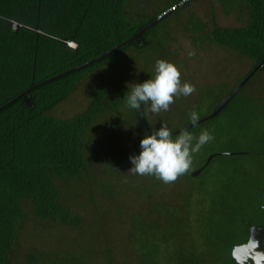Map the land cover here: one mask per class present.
I'll return each instance as SVG.
<instances>
[{"label": "rangeland", "instance_id": "1", "mask_svg": "<svg viewBox=\"0 0 264 264\" xmlns=\"http://www.w3.org/2000/svg\"><path fill=\"white\" fill-rule=\"evenodd\" d=\"M182 1L127 0L125 16L136 23L156 15L159 18L172 4ZM247 18L231 0H191L159 20L143 45L131 44L92 68L48 111L56 118H73L86 110L99 85L106 88L107 100L122 94L115 108L100 112L87 127L83 177L68 184L55 180L63 206L79 222L39 218L29 199H22L24 215L11 264H141L146 254L157 264H231L228 256L213 253L207 245L206 228L209 226L212 234L224 209L234 202L231 193L241 188L243 172L249 174L242 201L245 224L263 222L262 199L254 191L264 184V153H232L224 156L229 159L226 162L211 159L195 177L192 172L212 153H231L239 143L246 145L258 138L264 141V116L241 126V107L233 99L228 112L221 111L205 121L208 123L188 129L197 136L207 129L215 139L194 155L186 175L165 184L153 176L128 174L133 167L129 157L140 154L138 146L147 133L136 110L128 108L124 98L133 84L154 78L155 61L164 59L180 68L182 80L194 84L196 92L178 98L170 111L158 116L148 114L145 106L150 131L158 130L162 121L172 131L182 128L191 123L189 114L194 108L200 119L209 115L255 67L252 59L214 42L213 29L241 27ZM189 51H195V56L189 57ZM238 94L254 97L264 114V65ZM238 156L237 165L243 163L240 169L232 162V157Z\"/></svg>", "mask_w": 264, "mask_h": 264}, {"label": "trees", "instance_id": "2", "mask_svg": "<svg viewBox=\"0 0 264 264\" xmlns=\"http://www.w3.org/2000/svg\"><path fill=\"white\" fill-rule=\"evenodd\" d=\"M126 2L0 0V264H11L13 244L24 215L22 199H29L32 212L39 218L79 222L63 206L55 180L68 184L83 177L87 127L100 112L115 108L122 94L113 101L107 100L106 88L99 85L94 88L86 110L73 118H56L48 111L65 99L92 68L137 43L131 40L120 50L103 53L158 18L156 15L137 23L129 20L125 16ZM231 5L247 14L246 24L232 28L216 26L212 40L252 59L256 65L264 59V0H231ZM153 29L141 35V45ZM27 89L32 107L22 97ZM233 99L241 107L238 118L241 126L264 116L254 97L236 94ZM228 109L227 105L222 112ZM259 152L264 153L262 138L250 140L246 145L239 143L231 153H212V160L226 162L229 159L225 155ZM239 157H232L235 165ZM242 165H237V169ZM243 174L241 188L231 193L234 202L224 209L213 233L209 226L206 228L207 245L213 253L228 256L231 264H236L232 248L247 241L252 224L244 221L242 201L247 195L249 174ZM263 188L264 184L254 191L261 197V203ZM261 210L264 216L263 204ZM28 257L33 260L32 254ZM141 264L157 263L146 254Z\"/></svg>", "mask_w": 264, "mask_h": 264}, {"label": "clouds", "instance_id": "3", "mask_svg": "<svg viewBox=\"0 0 264 264\" xmlns=\"http://www.w3.org/2000/svg\"><path fill=\"white\" fill-rule=\"evenodd\" d=\"M195 51H189V57L195 56ZM154 78L143 83H135L125 95L126 106L132 110L146 111L150 115L158 116L161 112H168L180 97H188L196 92V86L182 80L180 68L173 62L157 59L154 65ZM193 126L200 119L195 108L189 114ZM215 139L213 133L204 129L200 134L194 135L187 129H181L178 135H173L166 121L151 134H145L140 141L139 155L129 157L131 167L128 174L138 176H153L165 184L175 183L180 177L186 175L192 168L194 155ZM235 247L251 249L254 256L238 260L237 264H246L251 259L253 264H262L264 252L257 251L260 242L249 235L247 243ZM235 247L233 255H235Z\"/></svg>", "mask_w": 264, "mask_h": 264}, {"label": "water", "instance_id": "4", "mask_svg": "<svg viewBox=\"0 0 264 264\" xmlns=\"http://www.w3.org/2000/svg\"><path fill=\"white\" fill-rule=\"evenodd\" d=\"M191 0H183L182 3H180V5L178 6V8L184 4H186L187 2H189ZM172 11L164 14L163 16H160L158 19H156L155 21L151 22L150 24L146 25L145 27H143L142 29H140L137 33L133 34L131 37H129L128 39L120 42L119 44H117L116 46H114L112 49L106 51L105 53H103V55H107V54H110L114 51H117V50H120L124 45H126L127 43H129L131 40H134L137 44L141 45L142 44V39H141V35L145 32V31H148L149 29L153 28L159 20H161L162 18L166 17L167 15H169ZM102 56V55H101ZM95 61V59L93 60H90L88 61L86 64L88 63H91ZM264 65V59L261 60L258 64L255 65V67L248 73V75L242 79L238 85H236L234 87V89L232 91H230L228 93L227 96H225L215 107L214 109L212 110V112L201 118L197 124L195 126H197L198 124H201L205 121H208L209 119L215 117L217 114H219L227 105L228 103L232 100V98L238 94L241 90V88L245 85V83ZM49 80V79H48ZM32 88V87H31ZM30 88V89H31ZM30 89H27L26 91H24L22 93V97L24 99V101L26 102V104L29 106V107H32V103L28 97V93H29V90ZM138 112V115L144 125V127L147 129L148 131V134L150 135L151 134V131L149 129V126L146 122V119L144 117V113L142 114V109H141V112L137 111ZM194 127L192 125V123H189L185 126H183L182 128L178 129V130H175L173 131V135H176L180 132L181 129H190ZM138 149L141 150V147L140 145L138 146ZM213 157V154L209 155L207 161L204 163V165L200 168H198L197 170L193 171L192 172V175H198L202 169L207 166L209 164V162L211 161ZM263 209H264V188H263ZM249 235L252 234L254 236L255 239H257L259 242H260V247L257 249V251H260V252H264V223L263 224H249ZM247 243L244 242V243H241V244H245ZM236 245H239V244H236ZM235 245V246H236ZM234 246V247H235ZM233 247V248H234ZM233 248H232V259L234 260V262L237 264V261L238 260H242L244 259L246 256L247 257H251V256H254L255 253H253L251 251V249H241L239 247H235V255H233ZM246 264H253L252 260L251 259H248L246 261ZM262 264H264V261H262Z\"/></svg>", "mask_w": 264, "mask_h": 264}, {"label": "built area", "instance_id": "5", "mask_svg": "<svg viewBox=\"0 0 264 264\" xmlns=\"http://www.w3.org/2000/svg\"><path fill=\"white\" fill-rule=\"evenodd\" d=\"M179 5H180V3H176V4L171 5V6H170L165 12L161 13V14L159 15V17H160V16H163L164 14H166L167 11L170 12V11H174V10H176V9L178 8Z\"/></svg>", "mask_w": 264, "mask_h": 264}, {"label": "flooded vegetation", "instance_id": "6", "mask_svg": "<svg viewBox=\"0 0 264 264\" xmlns=\"http://www.w3.org/2000/svg\"><path fill=\"white\" fill-rule=\"evenodd\" d=\"M139 118H140V117H139ZM145 129H146V128H145ZM146 133L148 134V131H147V129H146ZM203 165H204V164H203ZM203 165H202V166H203ZM202 166H201V167H202ZM199 168H200V167H199ZM205 168H206V166H205L203 169H205ZM203 169H202V171H203ZM202 171H201V172H202ZM201 172H200V173H201ZM200 173H199V174H200ZM263 223H264V220H263V222H262V223H260V224H263Z\"/></svg>", "mask_w": 264, "mask_h": 264}]
</instances>
